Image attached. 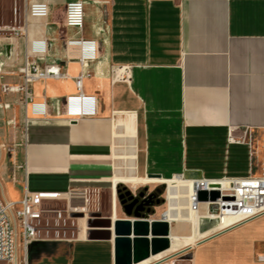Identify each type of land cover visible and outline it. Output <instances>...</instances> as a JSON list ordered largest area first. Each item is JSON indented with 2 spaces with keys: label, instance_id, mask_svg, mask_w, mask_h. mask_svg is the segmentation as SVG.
Returning <instances> with one entry per match:
<instances>
[{
  "label": "crops",
  "instance_id": "0c3cea01",
  "mask_svg": "<svg viewBox=\"0 0 264 264\" xmlns=\"http://www.w3.org/2000/svg\"><path fill=\"white\" fill-rule=\"evenodd\" d=\"M1 3L7 21L10 10ZM60 13L32 18L29 41L0 38L1 87L23 84L27 56L63 73L31 82L27 101L3 94L6 108L19 104L14 121L24 130L19 164L3 181L8 198L20 200L25 190L58 200L110 190L112 209L113 189L117 197L123 183L113 188L117 178L219 180L264 171V0L88 1L82 28L65 25L63 16L55 21ZM69 38L94 40L97 55L81 59L76 47L67 48ZM35 39L47 41L45 53L30 55ZM123 66L129 79L116 76ZM79 77L83 91L97 97L95 114L68 113ZM34 103L45 112H34ZM211 205L198 203L194 227L169 214L166 193L165 211L146 218L165 219L170 239L194 228L202 237L160 262L186 256L187 264H264V213L222 225ZM82 230L74 239H36L20 255L28 264H116L114 237L88 239Z\"/></svg>",
  "mask_w": 264,
  "mask_h": 264
},
{
  "label": "built area",
  "instance_id": "2783aa9c",
  "mask_svg": "<svg viewBox=\"0 0 264 264\" xmlns=\"http://www.w3.org/2000/svg\"><path fill=\"white\" fill-rule=\"evenodd\" d=\"M88 1L98 0H12L9 19L6 21L3 14L0 0V38L25 36L29 41V22L32 18H47L54 11L61 10L65 25L74 28H82L85 23V7ZM67 48L76 47L81 59L94 58L98 53V46L94 40H84L69 38L66 40ZM47 50V41L35 39L30 42V55L43 54ZM19 72L23 75L24 82L21 85L2 86L4 92H19L25 96L26 101L30 98V84L39 78L59 77L63 75L59 65H49L40 68L27 56L25 64ZM130 68L121 67L117 69L116 76L122 79H129ZM77 93L66 98L68 113L74 117L96 113L97 97L87 95L83 91L82 78H77ZM33 111L44 113V104L34 103ZM233 140V138H230ZM201 185L198 190H213L222 188L227 183L230 189L220 190L221 198L215 204L219 207L220 213L224 215L223 208L229 207L230 213L227 215H238L242 220L251 219L264 213V174L262 176L251 175L246 178H223L211 180L198 178ZM223 181L222 184H216ZM197 198V193H196ZM50 194L42 192H29L25 190L20 200H12L5 193L3 184H0V262L7 264H28L27 257L21 256L20 252H27L30 243L41 236V220L44 209L42 203L45 200H52ZM68 201L67 215L76 218L74 214L85 213L78 211L79 205H75V200L85 203L88 210L90 198L83 191H75ZM230 202L227 206L225 202ZM210 207V206H209ZM56 214V222L60 223L64 219V210H52ZM86 214V213H85ZM79 218V217H77ZM59 230V229H58ZM71 239V238H67ZM171 261L169 264H176Z\"/></svg>",
  "mask_w": 264,
  "mask_h": 264
},
{
  "label": "rangeland",
  "instance_id": "374dc122",
  "mask_svg": "<svg viewBox=\"0 0 264 264\" xmlns=\"http://www.w3.org/2000/svg\"><path fill=\"white\" fill-rule=\"evenodd\" d=\"M3 2L6 4V6L11 8L12 0H3ZM62 18L61 13L54 15V20L58 21ZM7 92L3 91V88L0 86V184H3L4 178L7 179L8 175H11V177L14 174V169L19 164V148L22 147L23 141H24V130H23V124H16L14 121L15 111L17 110V106L11 105V107L6 108L3 101V94H6ZM19 96H23L22 93L17 92ZM13 116V118H12ZM13 119V120H11ZM254 162L256 171L260 170L261 167L259 165L260 161L257 155H254ZM264 171H261V174L255 176H262V173ZM188 179H198V178H189L184 177ZM150 187H154L156 184H147ZM129 186V185H127ZM144 186V185H142ZM132 190H136V186H129ZM141 186H138V188ZM165 187L166 184H165ZM134 188V189H133ZM183 190H190L192 189V186H183ZM118 201V198H117ZM75 205H79L82 203L81 200H75ZM215 207L216 205H211L210 209L212 207ZM68 201L65 199H52V200H45L42 203V208L44 209V212L42 213V220H41V236L46 238H61V239H67L71 238L74 239L79 236V233L84 227H87V220L89 218L93 219L91 213L98 212L103 217H110L112 214L111 209V191L107 190L105 192H102L101 194H97V192H92L90 197V203L88 206V210L86 213V218L84 221L81 219L83 217L79 218H70L67 215V209H68ZM55 209H61L64 210V219L60 220V223L56 222V214L52 211ZM166 206L163 205V207L160 209L161 211H165ZM119 218L124 217V214L121 212L120 208L118 210ZM59 229V230H58ZM83 231V230H82ZM86 237L84 234V231L82 233L81 237ZM171 252V251H170ZM168 252L165 257H168ZM188 257H181L179 261H177L176 264H187L186 260ZM0 264H7V263H0Z\"/></svg>",
  "mask_w": 264,
  "mask_h": 264
},
{
  "label": "bare ground",
  "instance_id": "6f19581e",
  "mask_svg": "<svg viewBox=\"0 0 264 264\" xmlns=\"http://www.w3.org/2000/svg\"><path fill=\"white\" fill-rule=\"evenodd\" d=\"M120 182L129 184V185H136L139 183H147V184L164 183L166 184L169 214L171 216H179L178 217L179 220L189 221L194 224V227L197 226L198 210L196 207L198 203L200 202H198L196 198V189L198 188V185H199V188H201V185L199 184L197 179L184 178L182 175L176 176L174 178H169V179H162L161 177H150V178L139 179V180L132 179V178H117L114 180L113 188L116 185H118ZM222 183L224 182L218 181L216 184H222ZM183 186L184 187L192 186V189L183 190L182 189ZM228 186L229 185L227 183H224V186L222 188H219V190L222 189L225 191L227 189H230ZM112 199H113L112 200V214H111L110 219L108 220L112 223L111 230L114 231V224L119 218L118 213H117L118 201H117V197H116V193L114 189H113ZM223 201L224 200L220 202H223ZM224 202L225 204H227V206H230V202H228L227 200ZM209 203L214 204L215 202H209ZM88 205H89V202H88ZM79 206L80 208H77L78 211H81V212L87 211V209L84 208L85 207L84 201L81 204H79ZM223 212H224V216L222 215V225L242 221V218L238 215H231V216L227 215V213H230L229 207H224ZM81 219L84 221L87 218L85 216ZM108 220L105 218L103 219L89 218L87 220V227H84L83 231L91 227H103V225H106ZM200 237H202V234H200L196 228H194V230L189 234L178 235V234L173 233L171 235V239H170V235L167 237L170 240V245L167 249L161 252H158V253H152L148 257L143 258L141 260H135L134 262H132V264H156L157 262L164 260L165 259L164 256H166L168 252L179 250L184 245L194 244ZM116 238L117 237L114 235L115 242H116ZM135 238L136 236L133 235L132 239L134 240ZM147 238L149 241L152 240V235H149Z\"/></svg>",
  "mask_w": 264,
  "mask_h": 264
},
{
  "label": "water",
  "instance_id": "95a60500",
  "mask_svg": "<svg viewBox=\"0 0 264 264\" xmlns=\"http://www.w3.org/2000/svg\"><path fill=\"white\" fill-rule=\"evenodd\" d=\"M150 177L162 178L159 174H150ZM196 193L198 202H217L221 198V192L217 189L210 191L196 189ZM126 215V218H118L114 224V231L111 230L112 223L108 220L110 216L105 218L108 220L106 225L91 227L86 232L88 239H112L114 235L117 237L115 242L116 264H132L135 260H141L152 253L161 252L169 247L170 240L167 237L170 234V229L169 223L165 219L150 222L141 213H137L135 216H131L130 213H126ZM74 216L85 217L86 214L78 213ZM90 216L96 219L104 218L98 212L91 213ZM158 224L161 225V229H156ZM133 235L136 236L134 240L132 239ZM149 235H152L150 241L147 238Z\"/></svg>",
  "mask_w": 264,
  "mask_h": 264
},
{
  "label": "flooded vegetation",
  "instance_id": "af4514ba",
  "mask_svg": "<svg viewBox=\"0 0 264 264\" xmlns=\"http://www.w3.org/2000/svg\"><path fill=\"white\" fill-rule=\"evenodd\" d=\"M117 190V198L119 197L118 210L120 208L124 215L130 213L131 216H135V214L141 213L147 217L155 213L158 207L166 205L167 191L164 183L154 187L145 185L136 190H132L129 186L122 183ZM157 264H164V262Z\"/></svg>",
  "mask_w": 264,
  "mask_h": 264
}]
</instances>
